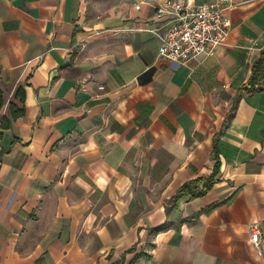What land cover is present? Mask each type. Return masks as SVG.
<instances>
[{
    "label": "crops",
    "instance_id": "obj_1",
    "mask_svg": "<svg viewBox=\"0 0 264 264\" xmlns=\"http://www.w3.org/2000/svg\"><path fill=\"white\" fill-rule=\"evenodd\" d=\"M165 1L0 0V264H264V0L186 64Z\"/></svg>",
    "mask_w": 264,
    "mask_h": 264
},
{
    "label": "built area",
    "instance_id": "obj_2",
    "mask_svg": "<svg viewBox=\"0 0 264 264\" xmlns=\"http://www.w3.org/2000/svg\"><path fill=\"white\" fill-rule=\"evenodd\" d=\"M232 6V0L201 3L167 0L153 6L160 25L147 30L158 39L161 58L186 64L213 56L220 46L227 44L231 20L226 11ZM136 7L139 9L141 4ZM251 227L252 242L259 245V226Z\"/></svg>",
    "mask_w": 264,
    "mask_h": 264
},
{
    "label": "trees",
    "instance_id": "obj_3",
    "mask_svg": "<svg viewBox=\"0 0 264 264\" xmlns=\"http://www.w3.org/2000/svg\"><path fill=\"white\" fill-rule=\"evenodd\" d=\"M263 80H264V51L261 53V56L259 57L258 61L255 63L253 67L252 76L249 80L248 85L245 88H243L245 93H252V92L261 90L262 89L261 83ZM2 104L3 102L1 100V95H0V109L2 107ZM22 113L23 111L18 112V111L12 110L13 117H18ZM231 116L232 115H230V117ZM214 153H215V166H214L212 173L209 176L197 177L191 180L190 182L185 183L181 187L179 195L185 192H191V195L202 194L213 185L220 171V158H219L218 148L216 149L215 147ZM201 182L204 184V187L200 191L198 188V184Z\"/></svg>",
    "mask_w": 264,
    "mask_h": 264
}]
</instances>
